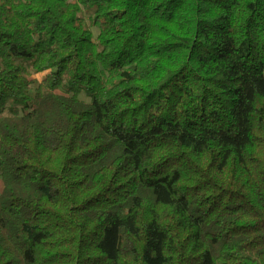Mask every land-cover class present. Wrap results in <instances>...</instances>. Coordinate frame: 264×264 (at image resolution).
Returning <instances> with one entry per match:
<instances>
[{"label":"trees","instance_id":"trees-1","mask_svg":"<svg viewBox=\"0 0 264 264\" xmlns=\"http://www.w3.org/2000/svg\"><path fill=\"white\" fill-rule=\"evenodd\" d=\"M0 264H264V0H0Z\"/></svg>","mask_w":264,"mask_h":264},{"label":"rangeland","instance_id":"rangeland-1","mask_svg":"<svg viewBox=\"0 0 264 264\" xmlns=\"http://www.w3.org/2000/svg\"><path fill=\"white\" fill-rule=\"evenodd\" d=\"M94 32L95 33H97V31L96 30H94ZM47 74H49V71L48 72H45V73H42V74H37V75H34L33 76V79H37V80H41L44 76H46ZM82 99H84V100H86L87 101V99H86V97L85 96H82Z\"/></svg>","mask_w":264,"mask_h":264}]
</instances>
